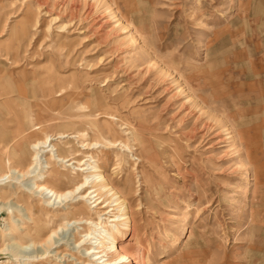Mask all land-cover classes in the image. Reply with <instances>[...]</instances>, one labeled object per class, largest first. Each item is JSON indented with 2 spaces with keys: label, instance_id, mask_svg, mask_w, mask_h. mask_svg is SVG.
<instances>
[{
  "label": "rangeland",
  "instance_id": "obj_1",
  "mask_svg": "<svg viewBox=\"0 0 264 264\" xmlns=\"http://www.w3.org/2000/svg\"><path fill=\"white\" fill-rule=\"evenodd\" d=\"M78 131L75 147L135 149L99 157L132 213L135 237L123 244L139 245L146 264H264V0H0V174L22 167L18 137L27 149ZM7 181L0 264H24L43 246L30 245L21 208L44 235L63 221L23 190L27 179ZM9 228L31 248L12 246ZM73 229L55 240L76 247Z\"/></svg>",
  "mask_w": 264,
  "mask_h": 264
},
{
  "label": "bare ground",
  "instance_id": "obj_2",
  "mask_svg": "<svg viewBox=\"0 0 264 264\" xmlns=\"http://www.w3.org/2000/svg\"><path fill=\"white\" fill-rule=\"evenodd\" d=\"M52 21L54 22V20ZM62 28H65V26L63 25L58 29L62 30ZM88 125L98 135H103L104 131L100 127L91 122ZM120 126H125L123 128V130H126L124 132L125 135H130L134 138V133L131 128H128L127 124H121ZM39 129H43V126L35 128V130ZM103 129L108 134L113 131V127L108 123L103 125ZM70 134L72 133H46L42 139L31 141L27 149L22 146L24 139L18 137L13 154L22 167L15 168L8 162V171L0 174V183L5 179L11 180V184L14 183L12 182L14 179H27L26 184H23L25 186L23 190L33 196H38L41 199L40 201H42L43 207L51 210L50 214H53V217L60 218L63 221V225L50 229L44 235L43 230L41 231V227L32 220L33 218L30 217L27 209L22 207L21 211H24L26 220L32 225V228H28L26 232L29 237L33 238L30 240L31 244H29L33 246L35 243L36 245L40 243V246L44 247H40L43 250L39 256L33 258L30 256L32 259L26 258L22 262L24 264H33L35 262L38 263L39 260L55 257L53 260V262L55 261L54 264H63L65 263L63 258L69 257L71 258L70 262L76 264H146L144 253L138 247L139 245L133 244L135 247L131 248L128 243L123 244V241H125L123 237L126 233H130L128 242L134 236L135 228L133 219L131 220L132 213L122 194L112 186L110 179L101 170L99 157L100 155L103 157L107 156L109 152L106 153L105 151L117 148L121 152L132 151L133 155V150L135 149L128 143L118 140L108 141L107 139L104 142L95 141L87 144H84V140L82 142L77 141L80 145L75 147L72 144L76 140L75 138H83L86 134L80 131L76 132V135ZM129 139L131 141V138ZM19 150L21 151L19 152ZM28 154H30V160L29 164L25 166L22 164V158L26 159ZM80 156L83 157L80 159ZM57 168H60L62 173L57 171ZM12 175L14 177H11ZM72 175L80 176V180L73 182L71 187L58 190L52 184V180L55 177L64 181L70 180ZM59 210H63L65 213L61 214ZM68 216L71 217L68 218ZM63 226H72L74 228L73 238H71L73 240L79 236L77 235L78 233L83 234L81 237L83 240L79 241V243L76 242V247L72 246L74 244L72 243L71 246L73 248L69 247V249L67 244L64 246V244L60 243L61 241L59 242V239L55 240L58 230L61 229L59 233L63 232ZM25 229L24 226L20 227L22 231ZM7 231L9 233L6 236H11L12 246L19 247L21 250H27L30 247L16 241L13 238V234L10 233V228ZM35 237H39L41 240L37 243L34 241ZM62 247H65L69 255L59 251ZM135 257L138 261H135ZM51 262H48V264Z\"/></svg>",
  "mask_w": 264,
  "mask_h": 264
}]
</instances>
